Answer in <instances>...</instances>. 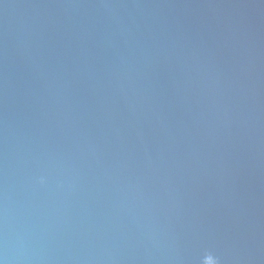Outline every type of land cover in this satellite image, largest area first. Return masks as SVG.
Masks as SVG:
<instances>
[{
	"label": "water",
	"instance_id": "95a60500",
	"mask_svg": "<svg viewBox=\"0 0 264 264\" xmlns=\"http://www.w3.org/2000/svg\"><path fill=\"white\" fill-rule=\"evenodd\" d=\"M264 264V0H0V264Z\"/></svg>",
	"mask_w": 264,
	"mask_h": 264
},
{
	"label": "clouds",
	"instance_id": "9594fccd",
	"mask_svg": "<svg viewBox=\"0 0 264 264\" xmlns=\"http://www.w3.org/2000/svg\"><path fill=\"white\" fill-rule=\"evenodd\" d=\"M202 264H219V259L214 254L209 252L203 257Z\"/></svg>",
	"mask_w": 264,
	"mask_h": 264
}]
</instances>
